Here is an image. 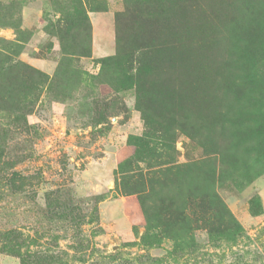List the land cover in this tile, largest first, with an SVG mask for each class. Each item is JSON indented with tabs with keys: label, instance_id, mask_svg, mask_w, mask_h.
Masks as SVG:
<instances>
[{
	"label": "rangeland",
	"instance_id": "obj_1",
	"mask_svg": "<svg viewBox=\"0 0 264 264\" xmlns=\"http://www.w3.org/2000/svg\"><path fill=\"white\" fill-rule=\"evenodd\" d=\"M125 2L0 0V264H264V0H196L154 104L112 62ZM192 186L227 212L215 233L159 222Z\"/></svg>",
	"mask_w": 264,
	"mask_h": 264
},
{
	"label": "trees",
	"instance_id": "obj_2",
	"mask_svg": "<svg viewBox=\"0 0 264 264\" xmlns=\"http://www.w3.org/2000/svg\"><path fill=\"white\" fill-rule=\"evenodd\" d=\"M250 0H245L244 4L250 6ZM196 4V0H126L124 9L115 14L117 27L116 36L118 42L119 55L112 58V62L117 64L124 74V80L129 85H134L136 95L149 102L157 103V98L163 99L169 95L174 96V89L162 85L164 91H160L155 82L156 74L161 70L163 64H172L182 61L183 56L188 57V50L183 48V41L179 35V25L188 19L190 8ZM245 5V6H247ZM233 21V19H232ZM82 25L85 24V31H89L86 17L81 18ZM74 46L76 44L74 43ZM79 47L78 55H87L88 48ZM168 64V65H169ZM261 92L264 94V77L262 82L258 81ZM175 82H169L170 86H175ZM171 138V137H170ZM169 138V139H170ZM212 147H214L212 145ZM209 150L212 148L208 145ZM207 156L185 163L183 168L191 169L190 173H199V170L211 161ZM163 156V153L156 149H150L149 155ZM167 158L170 154H164ZM176 161L170 160L161 163L172 169H180ZM151 167V166H150ZM214 171L205 172L211 174L210 182ZM213 173V174H212ZM207 175V177L209 176ZM164 183V182H163ZM152 184L151 176L143 173H134L127 177L123 184L124 188H129V192L137 195V199L144 194V188ZM209 195L214 201L212 206ZM157 216L163 226L181 229H204L208 233H215L221 225V218L227 213L214 191L202 193L195 186L190 188L183 204L165 203V199H159Z\"/></svg>",
	"mask_w": 264,
	"mask_h": 264
}]
</instances>
